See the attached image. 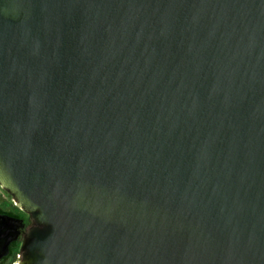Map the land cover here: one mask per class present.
<instances>
[{
  "label": "water",
  "instance_id": "95a60500",
  "mask_svg": "<svg viewBox=\"0 0 264 264\" xmlns=\"http://www.w3.org/2000/svg\"><path fill=\"white\" fill-rule=\"evenodd\" d=\"M0 188L12 264H264V0H0Z\"/></svg>",
  "mask_w": 264,
  "mask_h": 264
},
{
  "label": "flooded vegetation",
  "instance_id": "af4514ba",
  "mask_svg": "<svg viewBox=\"0 0 264 264\" xmlns=\"http://www.w3.org/2000/svg\"><path fill=\"white\" fill-rule=\"evenodd\" d=\"M14 217L22 221L18 235L11 240L4 250H0V264H12L20 252V244L31 220L27 213L17 208L5 191L0 188V218Z\"/></svg>",
  "mask_w": 264,
  "mask_h": 264
}]
</instances>
